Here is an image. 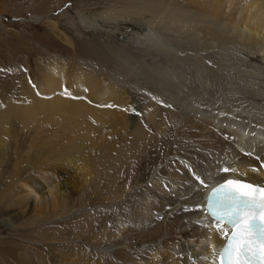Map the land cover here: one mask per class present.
<instances>
[{
  "label": "bare ground",
  "instance_id": "6f19581e",
  "mask_svg": "<svg viewBox=\"0 0 264 264\" xmlns=\"http://www.w3.org/2000/svg\"><path fill=\"white\" fill-rule=\"evenodd\" d=\"M116 1L128 9L123 19L118 9L103 19L75 12L142 55L110 49L120 70L110 77L47 63L20 94L0 91V150L21 125L48 152L31 176L19 177L16 162L15 195L32 224L68 218L75 201L81 218L105 198L94 238L106 259L62 253L60 264H220L227 237L204 209L210 189L228 177L264 180V0ZM18 218L1 213L0 230Z\"/></svg>",
  "mask_w": 264,
  "mask_h": 264
},
{
  "label": "rangeland",
  "instance_id": "374dc122",
  "mask_svg": "<svg viewBox=\"0 0 264 264\" xmlns=\"http://www.w3.org/2000/svg\"><path fill=\"white\" fill-rule=\"evenodd\" d=\"M122 5L116 0H0V91L9 88L11 93L20 94L23 83L26 84L29 78L40 77L41 67L48 66L47 63L62 65L60 70L67 75L88 67L90 72L96 70L109 77L111 72L118 73L120 70H115L110 49L126 45L138 56L143 52L133 47L135 43L132 41H122V36H111L100 29L82 26L80 14L75 11H93L100 16L104 10L118 9V15L123 19L128 9ZM14 17L33 18V22L15 21ZM104 53L106 57H111L105 59ZM31 134L30 130L16 125L5 150H0V214L13 209L19 217L17 224L21 226L15 228L9 225L0 230V264H60L57 256L62 253L85 263L83 258L90 256L93 257L91 261L106 259L104 251L99 248L102 239L95 240L98 234L102 238L101 225L107 214L104 206H108H103L105 198L99 194L97 204L91 203L97 200L96 194L88 201L91 204L86 209L90 217L85 215L87 210L84 209L81 218L76 219L85 205L75 201L76 209L68 218L51 220L41 217L38 223H30L33 217L16 197L17 187L11 183V175L16 173L18 161L19 177L36 174L35 168L39 169L41 158L48 153L47 150L41 152L38 146L34 147L30 141ZM85 224L89 226L87 231H79L78 227ZM49 248L56 254L50 255Z\"/></svg>",
  "mask_w": 264,
  "mask_h": 264
},
{
  "label": "snow or ice",
  "instance_id": "6c2138e0",
  "mask_svg": "<svg viewBox=\"0 0 264 264\" xmlns=\"http://www.w3.org/2000/svg\"><path fill=\"white\" fill-rule=\"evenodd\" d=\"M207 207L218 228L223 223L232 230L230 236L224 233L228 239L218 254L220 264H264V186L225 179L211 189Z\"/></svg>",
  "mask_w": 264,
  "mask_h": 264
},
{
  "label": "water",
  "instance_id": "95a60500",
  "mask_svg": "<svg viewBox=\"0 0 264 264\" xmlns=\"http://www.w3.org/2000/svg\"><path fill=\"white\" fill-rule=\"evenodd\" d=\"M18 20H24L26 22H33V18L32 19L19 18Z\"/></svg>",
  "mask_w": 264,
  "mask_h": 264
}]
</instances>
